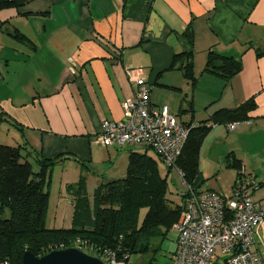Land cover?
Masks as SVG:
<instances>
[{"label":"crops","instance_id":"1","mask_svg":"<svg viewBox=\"0 0 264 264\" xmlns=\"http://www.w3.org/2000/svg\"><path fill=\"white\" fill-rule=\"evenodd\" d=\"M210 50L241 59V72L226 80L204 71ZM189 51L195 83L170 68L176 54ZM129 67L142 68L151 101L167 105L182 123H202L255 98L251 118L235 129L211 127L199 170L202 157L208 162L202 159L195 185L232 194L239 171L232 167L238 172L223 192L208 185L214 174L207 168L225 169L233 154L260 185L254 198L263 202L264 0H31L0 9V134L24 145L37 168L39 158L64 153L95 161L103 147L110 155L117 147L97 138L103 120L124 118L123 103L134 98ZM178 235L173 227L154 238L129 264H172ZM255 249L264 260V223ZM217 264H227L225 256Z\"/></svg>","mask_w":264,"mask_h":264},{"label":"trees","instance_id":"2","mask_svg":"<svg viewBox=\"0 0 264 264\" xmlns=\"http://www.w3.org/2000/svg\"><path fill=\"white\" fill-rule=\"evenodd\" d=\"M30 1L0 0V9L21 7ZM170 68H178L189 81L196 82L192 51L176 54ZM242 68L241 59L210 50L204 71L228 80ZM256 106L252 97L234 108L216 111L212 119L191 129L174 167L184 172L188 184L195 183L199 176L201 146L212 127L206 123L246 121ZM141 148L142 151L137 147L129 149L125 177L103 182L96 189L92 210L89 198L82 193L83 179L69 184L67 190L73 196L75 224L71 228L57 229L46 225L53 167L66 159L83 166L86 163L76 155L64 153L55 158H39V167L35 169L29 157L31 153L25 150L24 145L0 141V264H23L26 250L41 256L52 251L49 249L51 245L64 243L67 248L78 238L103 257H106L104 249L114 251L120 258L125 256L126 264H129L131 255L151 249L154 238L166 235L173 228L182 208L180 203H174L168 197V176L173 167L165 166L168 172L163 176L160 169V163L164 164L162 160L152 154L150 148ZM227 159V166L236 168L239 176L243 170L241 160L233 154H229ZM184 195L185 192L182 199Z\"/></svg>","mask_w":264,"mask_h":264},{"label":"built area","instance_id":"3","mask_svg":"<svg viewBox=\"0 0 264 264\" xmlns=\"http://www.w3.org/2000/svg\"><path fill=\"white\" fill-rule=\"evenodd\" d=\"M126 71L135 90L134 98L123 103L124 118L103 120L97 140L106 148H150L166 167L174 168L191 129L201 123H182L167 105L154 104L150 98L151 83L144 77L142 68L129 67ZM238 124L228 123V128L233 130ZM214 125L206 123L208 127ZM178 171L187 187L180 202V217L173 225L179 234V248L172 264H217L221 256H225L227 264H264L255 249L264 223V201L254 198V192L260 187L256 179L243 169L232 194L225 195L211 189H198L195 183L188 184L184 172ZM74 246L87 247L81 238ZM64 248L65 244L60 243L49 249ZM103 253L109 264H126L125 256L120 258L107 249Z\"/></svg>","mask_w":264,"mask_h":264},{"label":"rangeland","instance_id":"4","mask_svg":"<svg viewBox=\"0 0 264 264\" xmlns=\"http://www.w3.org/2000/svg\"><path fill=\"white\" fill-rule=\"evenodd\" d=\"M1 142L2 143H11L10 145L15 144V140L6 138L2 133ZM15 141V142H14ZM133 147H122V148H112L110 155L104 151V148L101 147V150L95 152V161H89L82 159L86 164L83 166L81 163L74 160H63L54 166L53 178L50 184L51 200L48 206L46 225L51 228H71L74 226V206L71 202L72 194L69 190L64 189V183H78L81 179L84 181V187L82 193L89 198L90 209L94 207V197L96 189L103 182H108L120 177H125L128 172V163H129V149ZM141 151V147H137ZM152 154L154 152L151 151ZM104 160V157L106 156ZM77 155V154H76ZM77 157L80 158L79 155ZM202 157V155H201ZM203 161L208 162L204 157L201 158V168L200 172L204 173L202 165ZM35 169L37 165L34 160L32 161ZM200 166V165H199ZM160 169L163 176L167 174V168L164 164L160 163ZM208 173L214 174L208 180V185H214L219 187L223 192L227 189H231L232 182L234 181V175L237 174L236 171L232 170L230 166L226 167L221 171H217L216 168H213V165H210L208 168ZM206 170V171H207ZM169 181V190L168 197L174 203H180L182 200V193L186 192V185L183 182L180 173L177 168H173L168 176ZM60 201V202H59ZM63 202V203H62ZM145 214V210L142 211V215ZM173 235L176 234V231H172ZM136 258V257H135ZM161 259L164 260L162 257Z\"/></svg>","mask_w":264,"mask_h":264},{"label":"water","instance_id":"5","mask_svg":"<svg viewBox=\"0 0 264 264\" xmlns=\"http://www.w3.org/2000/svg\"><path fill=\"white\" fill-rule=\"evenodd\" d=\"M22 261L23 264H109L95 249L74 245L52 250L41 256L26 250Z\"/></svg>","mask_w":264,"mask_h":264}]
</instances>
